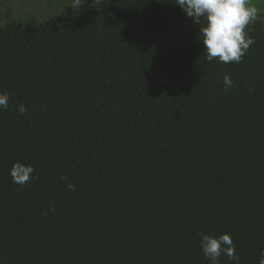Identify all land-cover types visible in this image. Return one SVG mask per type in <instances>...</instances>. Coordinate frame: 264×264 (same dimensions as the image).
I'll return each mask as SVG.
<instances>
[{"label": "trees", "instance_id": "16d2710c", "mask_svg": "<svg viewBox=\"0 0 264 264\" xmlns=\"http://www.w3.org/2000/svg\"><path fill=\"white\" fill-rule=\"evenodd\" d=\"M68 3L0 0V264H210L199 233L258 264L264 0L228 64L176 0ZM17 161L34 167L23 187Z\"/></svg>", "mask_w": 264, "mask_h": 264}, {"label": "clouds", "instance_id": "9594fccd", "mask_svg": "<svg viewBox=\"0 0 264 264\" xmlns=\"http://www.w3.org/2000/svg\"><path fill=\"white\" fill-rule=\"evenodd\" d=\"M85 3L86 0H69L66 6L77 10ZM175 5L182 9L185 16L194 24L199 25V40L203 44V53L208 62L217 59L224 64L240 63L250 45L255 43L245 31L258 17V9L250 5V0H176ZM223 83L225 91L234 86L230 74L227 73L224 75ZM8 106L9 93L0 92V109H7ZM16 110L19 114L27 112L26 106L22 103ZM33 173L34 167L31 164L19 161L14 162L9 171L12 182L21 187L35 178ZM67 187L69 190H75L74 184L69 183ZM55 210V205L50 204L49 211ZM44 214L47 215V212ZM199 235L200 248L210 264H220L222 255L234 264H239V255L230 233L218 236L207 233ZM258 264H264V251L261 252Z\"/></svg>", "mask_w": 264, "mask_h": 264}]
</instances>
